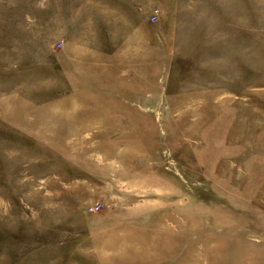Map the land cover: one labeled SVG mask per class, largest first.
<instances>
[{
  "label": "rangeland",
  "instance_id": "374dc122",
  "mask_svg": "<svg viewBox=\"0 0 264 264\" xmlns=\"http://www.w3.org/2000/svg\"><path fill=\"white\" fill-rule=\"evenodd\" d=\"M0 264H264V0H0Z\"/></svg>",
  "mask_w": 264,
  "mask_h": 264
},
{
  "label": "built area",
  "instance_id": "2783aa9c",
  "mask_svg": "<svg viewBox=\"0 0 264 264\" xmlns=\"http://www.w3.org/2000/svg\"><path fill=\"white\" fill-rule=\"evenodd\" d=\"M154 16H155V18H157V14L156 13H154ZM155 22V21H154Z\"/></svg>",
  "mask_w": 264,
  "mask_h": 264
}]
</instances>
